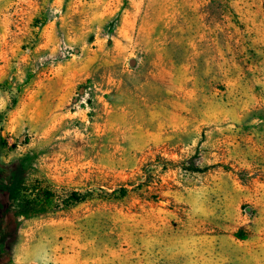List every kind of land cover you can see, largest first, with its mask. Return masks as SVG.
<instances>
[{
  "label": "rangeland",
  "instance_id": "374dc122",
  "mask_svg": "<svg viewBox=\"0 0 264 264\" xmlns=\"http://www.w3.org/2000/svg\"><path fill=\"white\" fill-rule=\"evenodd\" d=\"M0 264H264V0H0Z\"/></svg>",
  "mask_w": 264,
  "mask_h": 264
},
{
  "label": "trees",
  "instance_id": "16d2710c",
  "mask_svg": "<svg viewBox=\"0 0 264 264\" xmlns=\"http://www.w3.org/2000/svg\"><path fill=\"white\" fill-rule=\"evenodd\" d=\"M26 189H28V188L26 187L25 181L23 179H21L20 177L15 178L14 182L7 189L8 199L11 201L17 200V198H19V196H22V193L27 192ZM49 195L51 196V194L49 192H46L45 201L41 202L40 204L36 203L37 201L32 202L31 199L26 198V199H24V203H25L24 207L29 209V212L32 211V212L37 213V212L44 211L45 205L52 202L51 197ZM81 199L82 198L80 196H78V194L75 193L71 196L70 201L80 202ZM70 201H68L67 203L68 204L71 203ZM26 211H28V210H26Z\"/></svg>",
  "mask_w": 264,
  "mask_h": 264
}]
</instances>
